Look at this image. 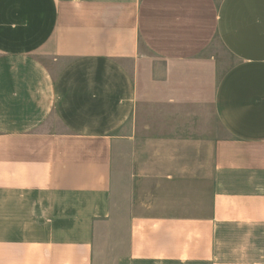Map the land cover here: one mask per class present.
Listing matches in <instances>:
<instances>
[{"label": "crops", "instance_id": "0c3cea01", "mask_svg": "<svg viewBox=\"0 0 264 264\" xmlns=\"http://www.w3.org/2000/svg\"><path fill=\"white\" fill-rule=\"evenodd\" d=\"M215 39L211 110L169 102L218 135L128 141L141 48ZM122 146L150 152L120 170ZM0 264H264V0H0Z\"/></svg>", "mask_w": 264, "mask_h": 264}, {"label": "rangeland", "instance_id": "374dc122", "mask_svg": "<svg viewBox=\"0 0 264 264\" xmlns=\"http://www.w3.org/2000/svg\"><path fill=\"white\" fill-rule=\"evenodd\" d=\"M236 62L235 57L217 39L213 41L212 46L205 53L187 63L165 62L155 57L143 46L136 74H134L138 85L139 106L127 127L128 141L144 143L168 137L181 141L183 138L186 140H200L204 136L212 137L214 134H211V132L215 130H217L218 135L219 129H217L218 125H216L214 119L212 122L210 118L207 120L197 115L193 118L192 116H185L187 111L191 113L192 111H199V103L195 104L194 107L176 106L173 103L171 104L169 99L174 92L182 93L186 85V88H189L188 90L192 89L190 91L192 95L198 94L200 96L201 106L199 108L203 109L206 105L205 108L211 110V101L217 84ZM194 89L196 91H193ZM169 112L172 114L170 117ZM176 112H179L178 117H175L174 113ZM211 116L212 113L210 112L209 117ZM206 129L208 135L202 134ZM136 147L127 149L122 146L124 149L119 148L117 163L120 170L122 168L129 170L133 167L131 164L129 165L130 161L128 159L134 153L136 156L137 154L150 152L145 148L143 149L142 146L139 149ZM175 152L188 157H194L199 152L205 155L208 153L206 157L209 160L211 158L210 150L198 152L191 149ZM121 231L123 232V229Z\"/></svg>", "mask_w": 264, "mask_h": 264}]
</instances>
